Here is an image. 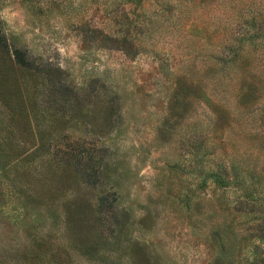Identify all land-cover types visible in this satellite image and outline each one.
<instances>
[{"label":"rangeland","instance_id":"obj_1","mask_svg":"<svg viewBox=\"0 0 264 264\" xmlns=\"http://www.w3.org/2000/svg\"><path fill=\"white\" fill-rule=\"evenodd\" d=\"M0 35L39 70L0 56V264L264 256V0H0ZM218 162L260 173L258 211L217 199L248 186Z\"/></svg>","mask_w":264,"mask_h":264},{"label":"trees","instance_id":"obj_2","mask_svg":"<svg viewBox=\"0 0 264 264\" xmlns=\"http://www.w3.org/2000/svg\"><path fill=\"white\" fill-rule=\"evenodd\" d=\"M6 48H7V46L4 42V40L2 41V38H0V56H1V59H2V61L3 60L5 61V65L9 64V66L11 67L10 57L13 58V62H14L13 66L16 67V69L19 73V78L26 76V75H31L33 72L39 71V70H32V69H38V67L35 66L32 61L27 60L24 52H22L20 49H18L17 47H13V48H11L10 53H8V52L6 53V50H7ZM44 70H46V69H44ZM51 70H54V69H51ZM46 73H48L47 70H46ZM50 73H51V71H50ZM5 75L6 74L4 72H1L0 81L2 78L6 79ZM3 86H4V84L0 83V89H3ZM63 108H64V106H63ZM20 109H22V108H20ZM29 120H30V117L27 118V122ZM27 128H29L28 124H27V127L24 124H23V126L20 127L19 122H17L16 125H14V131H19V130L23 131L24 129L27 130ZM10 132L12 133L13 130H10ZM13 138H14V140L11 139L7 143L6 148L10 153L15 154V156H13V157H16V156L20 157V155H22V152H21L22 149H20V147H19L20 144L15 142L16 138L15 137H13ZM26 151L27 150H24V154H27ZM63 161L65 162L66 165H69L68 160L63 159ZM75 165L76 166L79 165L76 159H75ZM75 165L73 164V166H75ZM214 167H215V169L213 170L214 176L216 177L217 181H220L223 183L222 190H227V188L225 186H226L227 180H229L230 176L232 178H234V181L244 182V184H245V181H248V186L245 187L243 190L237 192L236 190L233 189L231 196H229V194H227L228 190L222 191L223 194L218 195L217 199L219 200L222 197L226 196L225 205H227L228 202H232L233 207L237 211H242L244 214L245 213L254 214L256 211H258V208H260V206H262L261 204L260 205L256 204V202L258 200H260V198H259L260 195L257 193V191H258L257 187L261 184V181H262L260 173H256L254 171L253 167L245 166L246 169H243L240 164H236V163H232V162L229 164L228 168L224 164H222L221 162H218L217 164H215ZM114 194H115V192H112V191L109 193V195H111L112 198H111V202L108 205H106L102 201H99L100 200V198H99L98 202L96 203L97 208L102 207L104 205L106 208H112L113 201L115 200ZM228 198L230 200H228ZM68 208H71V206H69ZM73 208L74 209H68L67 210L70 212L69 213L70 215L68 214V217H70L71 220H75V223H76L75 228L72 227V232L78 233L79 229L81 227H85V228L87 227V224L85 225L82 222H86V221L90 220V215L92 213V209H91L90 204H88V203H86V206H84L81 203H76L73 205ZM262 212H263V210H259V213H262ZM77 213H79L80 215L77 216ZM254 218L255 217H252L251 219H254ZM78 224H80V227H78ZM256 225L258 226V225H260V223L258 222ZM252 227H253V224H251L250 227L249 226L247 227V225H246V230H247L246 235H248L247 238L248 239L256 238L258 240H261L262 234H260L261 231H260L259 227H257V233H253L251 230H249ZM224 229L226 230V227H224ZM224 229L222 228V231H224ZM77 236H79V235H74V237H77ZM226 239H227V237H226ZM80 241H82V240H80ZM251 244H252L253 249H254L253 254H255L257 252V250L261 248V246H260V244H255V243H251ZM223 249H226V247H225V244L223 245L221 243L220 244V253H218V255L215 257L214 264H223L222 258L224 257V254H225L222 252ZM261 249L264 250V248H261ZM251 261H252V264H264V256L259 257L257 255L256 256L253 255Z\"/></svg>","mask_w":264,"mask_h":264}]
</instances>
